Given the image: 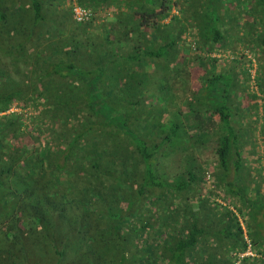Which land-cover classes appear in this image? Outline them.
I'll return each mask as SVG.
<instances>
[{
  "label": "trees",
  "instance_id": "1",
  "mask_svg": "<svg viewBox=\"0 0 264 264\" xmlns=\"http://www.w3.org/2000/svg\"><path fill=\"white\" fill-rule=\"evenodd\" d=\"M0 264H264V0H0Z\"/></svg>",
  "mask_w": 264,
  "mask_h": 264
},
{
  "label": "built area",
  "instance_id": "2",
  "mask_svg": "<svg viewBox=\"0 0 264 264\" xmlns=\"http://www.w3.org/2000/svg\"><path fill=\"white\" fill-rule=\"evenodd\" d=\"M72 9H73V11H72L73 12V18L77 22L86 21L92 15V12L88 8L79 5L77 2L74 3Z\"/></svg>",
  "mask_w": 264,
  "mask_h": 264
},
{
  "label": "rangeland",
  "instance_id": "3",
  "mask_svg": "<svg viewBox=\"0 0 264 264\" xmlns=\"http://www.w3.org/2000/svg\"><path fill=\"white\" fill-rule=\"evenodd\" d=\"M254 57V67L251 69V72H252V75H253V77L255 76V74H256V68H257V61H256V57L255 56H253ZM251 86H253L254 87V90H257V87H256V82H252V84H251ZM15 109H17V108H15ZM19 109V108H18Z\"/></svg>",
  "mask_w": 264,
  "mask_h": 264
}]
</instances>
